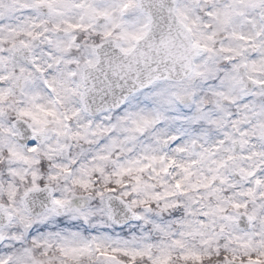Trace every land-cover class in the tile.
Wrapping results in <instances>:
<instances>
[{"label":"clouds","instance_id":"1","mask_svg":"<svg viewBox=\"0 0 264 264\" xmlns=\"http://www.w3.org/2000/svg\"><path fill=\"white\" fill-rule=\"evenodd\" d=\"M183 3L187 9L184 18H176L170 12L175 7L174 0H144L142 12L129 10V21L147 17L151 24L141 41H130L119 27L117 0H0V50L6 54L0 64V75L4 77L0 80L4 91L0 95V203L12 206L9 188L17 202L32 190L33 183L41 189L32 194V223L24 225L17 219L7 225L5 238L0 239V256L26 247L41 264H107L111 259L102 256L94 245L91 255L66 254L58 243L34 242V236L39 238L48 233L68 236L79 232L86 239L101 233L129 240L136 236L156 246L150 255L137 257L134 262L122 253H112L119 264H151L161 245L170 246L171 238L153 231L151 224L126 217L117 198L131 202L138 197L123 196L131 190L123 183H115L117 177L111 164H104L102 172L95 171L98 144L89 143L83 136L57 132L64 126L75 132L89 120L103 121L106 115L112 116L115 123L120 113L115 109L108 112L104 107L114 97H127L125 107L159 111L162 119L138 133L136 143L127 145L131 151L115 153L113 160L138 154L141 145L159 146L172 152L178 144L193 137L202 141L212 137L217 126L198 117L201 111L216 112L218 102L223 103L225 112H239L241 116L245 106L251 105L247 119L256 122L259 116L264 121V86L260 83L264 81V35H261L264 6H253V0H183ZM105 11L108 16L98 14ZM165 36L169 38L167 46L160 44ZM252 41L261 47H254ZM121 47L131 51L122 53ZM253 52L256 56L249 60ZM90 56L95 62L87 67L85 86L79 73L88 65ZM216 69H222L226 75H219ZM193 70L200 74L193 75ZM72 72L77 73L75 79L69 75ZM222 82H235V86L226 90L230 94L226 102L217 95ZM85 87L88 91L82 96ZM237 100L242 102L234 103ZM102 107L104 111L100 110ZM123 111L121 108L120 112ZM65 115L67 120L63 119ZM252 126L249 124L245 131ZM115 134L126 135L119 131ZM172 135L177 140L158 144ZM31 140H36L34 151L28 148L27 142ZM9 145L21 154L13 155ZM228 147L230 151L217 154V159L224 163L214 187L223 196L244 201L240 195L246 192L242 170L256 164L258 157L253 153L264 150V140L255 134L247 137L236 134ZM105 177L109 182H105ZM122 179L130 183L127 177ZM196 179L194 176L193 180ZM168 180L173 178L169 176ZM74 181H84L86 185ZM48 190L69 201L71 207L86 204L93 209L102 207L98 193L110 195L109 203L117 219L121 215L125 218L119 224H110L97 212L85 223L66 211L41 224L39 215L50 204ZM155 190L163 192L159 185ZM257 200L264 203L259 192ZM165 202L161 199L137 204L136 210L162 223L183 215L176 207L165 210ZM246 202L249 210L256 207L250 198ZM258 215L260 219L248 228L264 231V210L258 209ZM170 227L174 232L179 230L177 225ZM235 227L240 233L245 231L243 223ZM18 235L23 238L17 240ZM178 251L170 256V264H184L176 259Z\"/></svg>","mask_w":264,"mask_h":264},{"label":"snow or ice","instance_id":"2","mask_svg":"<svg viewBox=\"0 0 264 264\" xmlns=\"http://www.w3.org/2000/svg\"><path fill=\"white\" fill-rule=\"evenodd\" d=\"M117 3L120 11L119 27L124 29V36L130 41H141L151 26L150 20L143 17L136 21H129L128 14L129 10L136 13L142 12L144 0H117ZM174 3L175 7L170 8V12L175 13L176 18L186 17L187 9L183 0H174ZM257 4L264 6V0H253V6ZM98 14L108 16L106 11ZM212 14L209 8L208 15ZM107 35L109 34L105 33V36ZM241 38L251 40L249 37ZM168 39L166 36L162 37L160 44L167 46ZM252 43L258 49L261 47L255 41ZM193 46L196 47V45ZM120 51L128 53L131 49L121 47ZM255 56L256 53L253 52L248 59L253 60ZM5 59L6 54L0 50V64ZM94 62L90 56L88 65L79 73L80 80L85 86L88 79L87 67ZM224 68H227V64L224 65ZM216 71L219 75H226L222 69H216ZM199 74L193 70V75ZM69 75L75 79L77 73L72 72ZM3 79L4 77L0 75V80ZM260 83L264 86V81ZM233 86H235V82L232 84L222 82L217 95L223 97L226 102L230 99V94L226 90ZM87 91L85 87L81 95H86ZM3 94V87L0 85V95ZM241 102L240 100L234 101L237 104ZM126 104H128L127 97H114L110 104L104 106L108 112L115 109L120 113L115 117V123L112 122V116L106 115L103 121L89 120L87 125L75 132H72L67 126L57 129V132L58 134H71L77 138L83 136L89 143H97L99 152L94 158L95 171L102 172L104 164H111L114 168L113 175L117 177L115 183L118 185L123 183L125 188L131 190L130 192L125 191L123 196L135 194L138 197L132 199L131 202L120 197L117 198L120 200L126 217L144 224H151L153 231L160 233L164 238H171L170 246L168 244L161 245L159 255L151 260V264H170V256L176 250H179L176 259L183 261L184 264H213V258L216 264H264V231L248 228V225H255L260 219L258 209L264 210V203L257 200L258 192L261 199H264V191H262L264 189V150L254 151L253 155L258 157L256 164L252 168L242 170L246 192L240 195L244 197V201L223 196L214 187L218 170L224 163L217 159V154L230 151L228 145L233 136L239 134L242 137H247L255 134L264 140V121L259 116L256 117V122L247 119L248 108L252 106H245L244 116H241L239 112H225L223 103L218 102L216 112L201 111L198 117L217 126L218 130L212 137H208L204 141L199 137H193L185 144H178L172 152L164 151L159 146L141 145L142 150L138 154L124 160L119 158L113 160L111 157L115 153L131 151L127 149V145L136 143L138 133L144 132L162 119L159 111L137 110L125 107ZM121 108H124L123 112H120ZM100 110L104 111V108L102 107ZM52 114L55 115V113ZM63 119L67 120L68 116L65 115ZM249 124L253 126L246 132L245 130L249 129ZM118 131L126 135H116L115 133ZM203 135L202 132L201 136ZM169 140L175 141L177 136L172 135L163 141H158V144H167ZM27 143L28 148L34 151L36 140ZM9 151L13 155L21 154L12 145H9ZM41 166L43 167V164ZM201 173H203L202 176ZM169 176L173 178L172 181L168 180ZM194 176L197 177L195 181L193 180ZM123 177H127L130 183L125 182ZM74 182L86 185L84 181ZM105 182H109L108 177H105ZM253 184L255 187L252 186ZM157 185L163 189V192L155 190ZM35 191H41V189L36 183H33L32 190L26 192L17 202L9 188V200L12 201V206L0 203V239L5 238V229L12 221L18 219L24 225L32 223V194ZM107 191L111 192L112 189ZM98 196H100L102 204L99 209H93L86 204L71 207L69 201L55 196L51 190H48L50 204L44 206L39 215V222L43 224L54 216L70 211L74 218L82 219L85 223L97 212L101 213L110 224L121 223L125 216L121 215V218L117 219V213L109 203L112 197L110 195L105 197L104 193H98ZM248 198L256 205L251 210L246 202ZM161 199L166 201L165 210L169 207H176L178 211H183V215L173 221L162 223L150 219L144 213L136 210L137 204L146 205L152 200L159 201ZM145 211L148 210L145 209ZM241 223L245 228L243 233H240L235 227ZM171 225H177L178 232L172 231ZM15 238L20 240L23 237L18 235ZM33 240L42 242L44 245L58 243V246L62 251H66V254L83 252L91 255L94 245L95 250L102 256L111 257L107 264H119V261L112 257V253H122L134 262L137 257L150 255V250L156 247L151 243H145L144 238L133 236L129 240L108 233H101L91 239H86L79 232H72L68 236L48 233L39 238L34 236ZM205 257L209 259L205 260ZM0 264H41V262L34 258L29 248L25 247L0 256Z\"/></svg>","mask_w":264,"mask_h":264}]
</instances>
